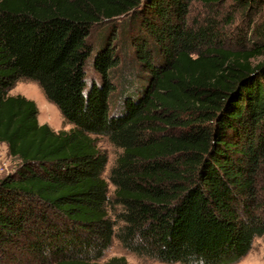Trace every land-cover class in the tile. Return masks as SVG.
Returning <instances> with one entry per match:
<instances>
[{"label":"trees","instance_id":"1","mask_svg":"<svg viewBox=\"0 0 264 264\" xmlns=\"http://www.w3.org/2000/svg\"><path fill=\"white\" fill-rule=\"evenodd\" d=\"M195 1L0 0V144L20 163L0 180V264H130L102 262L114 240L237 264L264 236V1L235 0L252 18L235 48L213 20L190 24ZM129 15L141 35L121 63L111 35L89 40ZM25 79L72 129L10 94ZM99 136L121 150L107 179Z\"/></svg>","mask_w":264,"mask_h":264},{"label":"rangeland","instance_id":"2","mask_svg":"<svg viewBox=\"0 0 264 264\" xmlns=\"http://www.w3.org/2000/svg\"><path fill=\"white\" fill-rule=\"evenodd\" d=\"M209 1L214 0H196L193 3L189 14L190 24L197 26L213 20L217 25V31L221 33V39L224 41V45L228 48L237 47L239 42L238 35L242 33V30L245 29L248 21L252 18H248L245 9L235 0H220L217 4H208ZM261 5L259 3L257 6V9L261 12L257 10L251 16L255 20L264 19V6ZM139 32V26L137 24L132 25V17L129 15L116 20L113 24L96 26L89 41L92 46L96 47L98 43L100 44L101 34H105L106 36L111 35L112 41L115 44V53H117L119 62L122 63L126 60V56H128L127 59H131V56H133V36L141 35ZM96 53H94L93 60L97 55ZM260 60H264V57L260 58ZM86 72L90 82L99 81V75L95 72L92 62L88 64ZM9 92L11 95H21L36 102L40 111L39 123L41 125L48 124L55 131H62L63 129L70 130L74 127L65 122L59 108L48 100L45 92L41 90L37 83L25 79L16 83ZM115 107L113 108V112L115 111ZM95 139L100 149L108 155V160L110 161L104 175L107 179L121 150L116 149L105 137L99 136L95 137ZM19 165L20 163L9 155L8 147L0 144V180L14 173ZM261 188L264 189L263 183H261ZM113 190L114 187L110 184L111 193ZM253 246L252 251L237 264H264V236L256 239ZM120 256L125 257L130 264H164L159 261L135 256L127 250H124L117 240H114L112 246L106 252L104 259H102V262Z\"/></svg>","mask_w":264,"mask_h":264}]
</instances>
